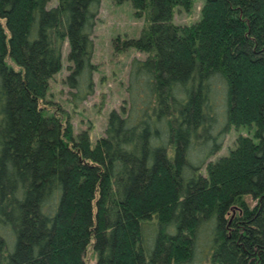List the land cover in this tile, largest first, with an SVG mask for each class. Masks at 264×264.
Listing matches in <instances>:
<instances>
[{"label":"trees","instance_id":"obj_1","mask_svg":"<svg viewBox=\"0 0 264 264\" xmlns=\"http://www.w3.org/2000/svg\"><path fill=\"white\" fill-rule=\"evenodd\" d=\"M50 1L0 0V264H264V0L186 25L194 0H113L145 20L115 50L146 57L94 145L48 93L66 42L71 103L94 93L102 0Z\"/></svg>","mask_w":264,"mask_h":264},{"label":"rangeland","instance_id":"obj_2","mask_svg":"<svg viewBox=\"0 0 264 264\" xmlns=\"http://www.w3.org/2000/svg\"><path fill=\"white\" fill-rule=\"evenodd\" d=\"M58 1L51 0L48 7L56 6ZM202 7L203 0H194L190 11L177 7L174 13V22L181 25L196 22L201 17ZM144 25L145 20L135 16V9L130 1L117 4L113 0H102L93 33L95 43L93 63L98 67L93 75L94 93L77 107L71 103L70 89L64 83L69 73V44L68 42L64 44L62 70L51 80L48 98L57 106L62 107L73 124L76 135L83 130H89L92 145L104 135L109 113L112 110H120L125 104L126 85L132 59L146 57L145 53L134 49L124 52L116 51L114 47L116 38L120 37L122 40L139 38ZM253 130L254 127L251 129L249 127L232 128L223 141L222 149L212 160L228 154L240 134L253 135ZM247 201L251 206L256 204V201L251 197H247ZM96 260L97 255L90 246L86 253L87 264H96Z\"/></svg>","mask_w":264,"mask_h":264}]
</instances>
